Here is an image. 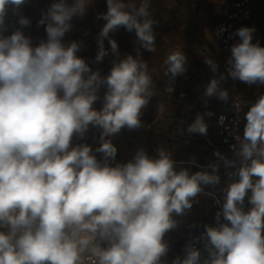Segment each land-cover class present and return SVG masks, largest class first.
I'll use <instances>...</instances> for the list:
<instances>
[{
    "label": "clouds",
    "instance_id": "1",
    "mask_svg": "<svg viewBox=\"0 0 264 264\" xmlns=\"http://www.w3.org/2000/svg\"><path fill=\"white\" fill-rule=\"evenodd\" d=\"M24 3L0 0V26L9 6ZM91 3L55 0L39 21L47 39L38 45L21 30L0 35V264H165L164 236L177 224L173 214H185L203 186L220 181L219 164L194 173L177 170L171 151L163 147L156 158L139 149L128 162L109 163L117 155L109 137L125 127H141L142 110L156 94L139 49L156 51L158 21L150 14L151 0H140L139 6L133 0H106L107 11L97 17L105 23L95 60L108 54L106 39L118 53L110 33L121 27L135 32L139 47L136 56L114 61L102 76L77 55L81 42L63 43L72 19L83 17ZM18 23L28 26L30 20L21 16ZM254 31L236 30L239 42L230 48L227 76L210 79L205 98L227 102L229 93L220 85L228 77L264 84V46L253 43ZM204 62L218 71L212 59ZM164 64V74L175 79L186 72L187 57L174 51ZM102 86L106 91L97 110L93 105ZM234 107L241 110L237 101ZM244 119L243 136L235 137L239 166L217 153L234 168L228 175L235 179L222 190L215 225H205L201 233L209 252L203 264H264V95ZM90 125L101 129L95 152L103 154L102 162L90 145L72 146L73 137L82 138ZM207 128L198 114L186 130L207 135ZM189 163L196 165L194 159ZM200 258V250L189 244L172 264H200Z\"/></svg>",
    "mask_w": 264,
    "mask_h": 264
},
{
    "label": "crops",
    "instance_id": "2",
    "mask_svg": "<svg viewBox=\"0 0 264 264\" xmlns=\"http://www.w3.org/2000/svg\"><path fill=\"white\" fill-rule=\"evenodd\" d=\"M33 1V6L24 3L19 7H8L4 24L3 26H0V35L9 36L14 32L13 28H16V30H21L25 36L31 38L34 46L38 45L42 40L47 39L45 25L39 24V21L42 16L47 13L48 8L55 2V0ZM216 1L221 6V9L219 14L214 15L212 22L210 23V44L214 26L223 19L221 0H208L207 2H211L213 6H217ZM71 2L72 0H68V3ZM179 10V15H182V20L178 23L172 22L169 18V14L159 13L156 7L151 11L152 13H155L153 19L158 21V23L153 26L154 32L165 33L164 43H158L155 40L156 51L154 54H161L162 56L159 61H157V59L154 61L150 58L151 52L140 48L139 53L141 58L147 62L149 73L151 74L153 81L156 83V94L151 98L149 104L142 110L141 127L136 129H128L125 127L119 133L109 137V139H111L112 143L115 142L118 145V148L120 147L119 149L120 152L122 151V159L125 152H127L126 155L129 157L133 154V151L126 149V145L149 144L155 148L159 147L160 149L163 147L171 151L173 159L177 162V170L181 167H186L189 169L190 173H194L202 170L203 166L212 163L213 148L206 144V142L200 137V134L188 133L186 130L187 126L194 121L198 114L203 115L208 126L207 135L216 145L220 146L224 151H227L219 138L218 126L215 123V118L206 116L205 111L211 110L217 114L226 113L229 111V102L228 104H221L217 103L214 99L210 100V98H205L203 96L205 89L204 80L199 82V79L201 78L198 73L196 87L192 88H187L185 86L177 87L176 84H171L170 81L172 79H169V77L164 74L167 70V65L164 64V60L167 55L171 53L170 49H172L174 45L175 47H178L179 43L180 47L191 49L200 46L201 43L207 45L204 39H189L187 34L188 29L186 30L185 26L190 22L192 17L188 21V13L186 9L181 7ZM106 11L107 7L99 10L93 9L89 6L83 17H74L72 19L71 24L73 27L63 37V43L66 45L72 41L81 42L82 47L77 55L85 59L93 71H99L102 76H106L109 73L114 61L123 59L129 54L136 56L137 48L139 47L134 38L127 40L124 37L123 31L118 29L117 31L110 33V36L118 43V53H113L111 51L107 57L104 56L102 61L97 62L95 60L98 51L97 37L105 23V21L98 19L97 17ZM202 13L203 10L199 11V14ZM213 13H215V10H213ZM21 16L30 20L28 26H22L18 23ZM194 20H196V22L200 21V15L196 14ZM238 25L239 28L244 26L250 28L256 27L257 32L253 34V43L259 42L261 46H264V0H252V19L250 21L240 22ZM178 33H180L179 37L177 36ZM170 36L173 39L177 36L176 42L169 39ZM104 44L106 50L111 49L107 39L104 41ZM216 51L220 55L223 68L224 53L218 50ZM199 53L205 55L206 51L200 47ZM185 56L187 57L186 67L189 68L190 65H193L194 62H196L193 59V56L196 57V55L193 53V55ZM223 71L224 72L222 73L226 74L224 68ZM204 75L203 72L202 76ZM243 83L244 82L240 81L239 88L241 85V88L244 89ZM169 87H175L176 91L171 94L167 90ZM105 91L106 87L102 86L98 93L100 99L93 105L97 110L102 107ZM181 93L186 95L182 99L179 98V94ZM243 96L250 101L251 105V99L244 93ZM205 100H207V103H205ZM247 111L248 109L246 112ZM245 123L246 121L244 119L241 127L242 135ZM100 133L101 129L90 125L87 133L82 138L78 135L73 137L72 146H76L77 144L90 145L97 159L103 161V154L95 152V149L99 147L101 143L99 139ZM193 159L195 160L196 165L189 163V161H192ZM218 175L220 176L219 183L216 185L203 186L204 191L194 198L191 209L186 210L183 215L173 214V219L176 220L177 224L176 227L166 232V236L168 240L172 241V243H170L172 248L176 249L178 254L180 253V255H178L179 257L185 253L186 245L192 244L201 239V233H203L205 225H213L216 223L215 215L217 209H215L212 204L213 195L221 190L225 182L221 170H219ZM178 256H168L166 262L172 264V261Z\"/></svg>",
    "mask_w": 264,
    "mask_h": 264
},
{
    "label": "rangeland",
    "instance_id": "3",
    "mask_svg": "<svg viewBox=\"0 0 264 264\" xmlns=\"http://www.w3.org/2000/svg\"><path fill=\"white\" fill-rule=\"evenodd\" d=\"M208 0H151L150 3V14L152 16V18H154L155 13H152L151 11L156 7L157 11L162 14L167 13L169 14V18L172 20V22H179L180 20H182V15H179V9L181 7L185 8L187 13H188V21L190 19V22L187 23V25L185 26V29H188V37L189 39H199V40H205L207 45L205 44H200V46L198 47H193V49L191 48H184V47H180V44L178 43V47H174L171 50V52L174 51H181L183 52L185 55H193V53L196 55V57L193 56L194 64L190 65L189 68L186 67V72L183 73L182 75L177 76L175 79H172L170 82L171 84H176L177 87L180 86H185L187 88H192V87H196V83L198 80V75L201 79H199V82L202 80H204V86H206L210 79L214 78V77H218V75L223 71L222 68V63H221V59H220V55L217 53V51L211 46L210 41H209V37H210V23L212 22V18L214 17V15H217L220 13V9L221 6L219 5V3L216 1V5L217 6H213L211 4V2H207ZM133 2H135L137 4V6H139L140 2H136L133 0ZM93 9H102V8H106V0H92V3L90 5ZM203 10L202 14H199V11ZM213 10H215V13H213ZM200 15V21L196 22V20H194V16L195 15ZM159 20V17H158ZM223 20V19H222ZM216 22V21H215ZM214 22V24H215ZM197 28V29H196ZM119 30H122L124 33V37L129 40L131 38H134L136 40V35L135 32H128L126 31L123 27L119 28ZM186 34V33H185ZM164 35L165 33H160L157 32L155 33V40L159 43H164ZM176 35V34H173ZM178 37L180 36V33H178L177 35ZM176 37L170 38L172 39L174 42H176ZM178 40V39H177ZM203 48L206 51L205 55H201L199 53V48ZM192 52V53H191ZM161 54L160 55H156L154 53H150V58L154 61H156L155 59H157V61H159V59L161 58ZM197 58H198V62H197ZM212 59L217 65H218V71L216 73H213L210 69V66L207 65L204 61L206 59ZM204 64V66H203ZM204 72V76H202ZM198 73V75H197ZM226 75V74H225ZM154 83V81H153ZM244 84V89L241 88L240 85V91H242L245 95H247L252 103H255V101L258 99V97L260 95H264V84H260V83H256V84H252V85H248L246 83ZM221 88L226 89L229 93V99L227 102L219 100L216 96H213L210 98V100H215L217 101V103H221V104H228L230 97H231V86L229 84L228 78L226 79V81H222L221 82ZM116 147H117V155L115 157L114 160H110L109 163L112 166H115V164L117 163H125L128 162L130 160L133 159V157L135 156L137 150L139 149H143L149 156H151L152 158H156L158 156V149L159 147H153L152 145L149 144H141V145H126V149L129 151H133V154L129 156L126 155L127 152H125L124 157L122 159L121 157V153L120 152V147L118 148V145L114 142L113 143ZM135 149V150H133ZM102 162V161H101ZM167 233H165L164 236V240L165 242L168 244V252L165 256H163L161 259L162 261L165 262V264H168L166 262L167 257L169 256H178L180 255V253H177L176 249H173L172 246L170 245V243H172V241L168 240Z\"/></svg>",
    "mask_w": 264,
    "mask_h": 264
},
{
    "label": "built area",
    "instance_id": "4",
    "mask_svg": "<svg viewBox=\"0 0 264 264\" xmlns=\"http://www.w3.org/2000/svg\"><path fill=\"white\" fill-rule=\"evenodd\" d=\"M140 1V0H136ZM25 4L29 6L34 5L33 0H25ZM222 4V16L223 20L218 22L212 31L211 36V44L212 46L224 53V59H223V68L226 71L228 67V60L231 55L230 48L233 44L239 42V37L235 35L236 30L239 29V23L244 21H250L252 19V0H221ZM255 29L253 32H257L256 27H252ZM15 31L16 28H13ZM204 52L203 50H201ZM106 57L111 53V49L107 50ZM227 74V71H226ZM229 81L231 84V98L229 101V111L226 113H220L217 114L214 111L206 110L205 115L208 117L215 118V123L218 126V135L221 140V143L226 147L227 151H224L220 146L216 145L212 139L208 135H201L200 137L206 142L207 145L211 146L213 148V160L212 163L219 164V170L222 171V174L225 178V182L221 188V190L213 195L212 204L217 211L222 206L223 203V189L227 187L228 184L233 182L235 179L234 177H229L228 173L231 171H234V168L226 167L224 164V161L219 159L218 154L220 156H223L226 159L229 160H236L237 166H239V160L234 155L235 148H238L237 141L235 140V137L237 135L243 136L241 132L242 123L244 121V113L246 110L250 107V101L243 96V93L239 89V80H232L230 77ZM154 85L156 83L154 82ZM173 91L171 94H173L176 90L175 87H172ZM186 95L184 93L179 94V98H184ZM237 101L240 106L241 110L237 111L234 107V102ZM221 117L224 119L221 120ZM250 195V193H249ZM219 200L220 203L218 204L216 201ZM251 205L248 203L247 196L245 197V204L244 209L247 211ZM223 222V221H222ZM215 224H213L214 226ZM204 232V231H203ZM206 241L201 238L200 240H197L193 242L191 245L196 247L200 250L201 258H200V264H203L204 260L209 258V252L205 248ZM101 246H107L104 241H101ZM185 253L180 256L183 258Z\"/></svg>",
    "mask_w": 264,
    "mask_h": 264
}]
</instances>
